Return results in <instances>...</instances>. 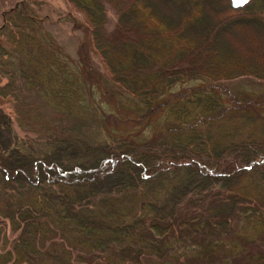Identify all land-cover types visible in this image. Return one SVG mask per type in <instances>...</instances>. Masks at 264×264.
<instances>
[{"label":"trees","instance_id":"obj_1","mask_svg":"<svg viewBox=\"0 0 264 264\" xmlns=\"http://www.w3.org/2000/svg\"><path fill=\"white\" fill-rule=\"evenodd\" d=\"M67 2L2 13L0 264H264V0Z\"/></svg>","mask_w":264,"mask_h":264},{"label":"rangeland","instance_id":"obj_2","mask_svg":"<svg viewBox=\"0 0 264 264\" xmlns=\"http://www.w3.org/2000/svg\"><path fill=\"white\" fill-rule=\"evenodd\" d=\"M15 1L17 0H0V23L2 21L3 11L8 9ZM67 1L68 0H27L39 14L47 16V32L54 38L59 47L68 56L75 57L78 39L86 35L84 29L86 23L83 22L80 13L73 9ZM107 17V29L110 30L115 25L116 17L115 14L108 9ZM74 20L78 22L75 26ZM231 39L228 41V44H230L229 46L238 48L244 52L245 55H248V57L254 56L255 60H261L257 54L260 53L262 54L261 56H264V34L260 35L254 30L245 32L242 25H237L234 27L233 37ZM225 49L227 48L225 47ZM233 53L234 52H231V54ZM242 57L244 58V55ZM238 85L236 81L232 82V86L236 87ZM0 107L4 109V112L12 114L10 102L5 101L1 103ZM13 126L18 135L23 138L25 136V131L20 129L16 123H13ZM7 229L8 231L10 230L8 227Z\"/></svg>","mask_w":264,"mask_h":264},{"label":"water","instance_id":"obj_3","mask_svg":"<svg viewBox=\"0 0 264 264\" xmlns=\"http://www.w3.org/2000/svg\"><path fill=\"white\" fill-rule=\"evenodd\" d=\"M233 8L242 7L247 4L250 0H229Z\"/></svg>","mask_w":264,"mask_h":264}]
</instances>
